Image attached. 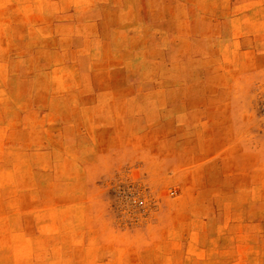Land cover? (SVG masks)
<instances>
[{
    "label": "rangeland",
    "instance_id": "rangeland-1",
    "mask_svg": "<svg viewBox=\"0 0 264 264\" xmlns=\"http://www.w3.org/2000/svg\"><path fill=\"white\" fill-rule=\"evenodd\" d=\"M0 264H264V0H0Z\"/></svg>",
    "mask_w": 264,
    "mask_h": 264
}]
</instances>
